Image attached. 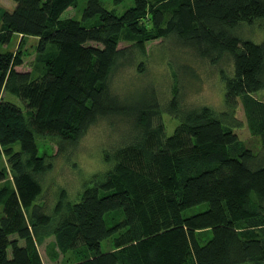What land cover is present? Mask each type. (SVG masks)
I'll list each match as a JSON object with an SVG mask.
<instances>
[{
    "label": "trees",
    "instance_id": "1",
    "mask_svg": "<svg viewBox=\"0 0 264 264\" xmlns=\"http://www.w3.org/2000/svg\"><path fill=\"white\" fill-rule=\"evenodd\" d=\"M14 1L0 14V42L20 37L15 51H0V143L12 177L0 167V264H44L37 239L48 235L60 253L74 255L72 264H264V100L252 95L264 90V39L241 31L264 22V0H133L119 13L86 0L80 17L63 16L78 0ZM29 36L37 38L38 74L16 68ZM154 39L196 73L179 75L166 59L170 95L155 90L131 107L116 78ZM204 67L225 81L222 110L186 102ZM239 101L258 151L234 129ZM163 113L178 121L171 134ZM115 115L134 116L139 131L106 156L113 165L78 202H36L55 158L39 154L37 134L63 152ZM200 203L207 208L183 214ZM114 212L121 219L111 223ZM120 230L115 247L103 250Z\"/></svg>",
    "mask_w": 264,
    "mask_h": 264
},
{
    "label": "rangeland",
    "instance_id": "2",
    "mask_svg": "<svg viewBox=\"0 0 264 264\" xmlns=\"http://www.w3.org/2000/svg\"><path fill=\"white\" fill-rule=\"evenodd\" d=\"M102 2L106 8L115 9L118 13L123 12L128 6L133 4V0H125L120 4H115L113 0H102ZM78 4L79 6L76 8L70 7L67 9L63 13V16L80 17L86 0H78ZM15 5L14 0H0V14L4 10L14 8ZM147 27L148 29H152L148 21ZM241 31L244 37L260 42L264 39V22H255L248 26L244 25ZM36 40V37L29 36L24 41L22 47L20 45L21 50L24 52V61L23 64L16 66L18 70L32 71L35 74L41 73L42 69L37 65L36 60ZM19 41L20 37L14 34L9 42L5 44L0 42V51H15ZM161 41V39L147 41L144 51H140L139 57L135 59L132 65L126 68L129 73H123L122 77L119 74L116 78L120 80L118 88L121 90V93L127 96L126 103L131 107L143 105L151 100L155 96V90H158L165 97H168V94L170 95L171 85L167 79H170L171 69L168 67L166 59L172 61L173 67L177 66L179 75L196 73L197 69H194L188 64L192 69L187 70L183 67L182 60L177 59L173 55V53H178L176 48L167 42L162 43ZM159 46L162 48H159ZM224 64L228 68L226 60ZM200 73L202 77L199 79L200 82L198 84L195 82L193 87L186 88L187 92L189 91L188 93L186 92L188 95V101L186 102L191 104V101H197L196 103L199 104H210L217 110L224 109V79L220 78L219 73L214 68H201ZM252 95L260 100H264V90L253 92ZM180 102L183 104L181 98ZM235 114L238 122L241 123V126L234 127L239 138L245 146L250 147L254 151H258L260 138L249 127L241 101L238 103ZM163 117L167 124V133H173L178 121L167 113H163ZM138 131L139 129L135 127L134 116L115 115L101 118L89 127L80 143L75 145L64 144L65 149L63 152H59L58 145L52 138H43L37 134L36 141L39 154L46 153L48 155H54L55 158L53 166L44 173L41 179V185L44 190L42 198H38L36 202L44 199L50 205H54L60 196L66 198V201L78 202L82 198L85 188L92 183L90 180L96 175L101 177L113 165L114 160L106 156L110 155L111 157V151L113 149L134 139ZM14 148L19 149L20 143H15ZM0 167L8 168V179L11 180L7 149L1 143ZM207 206V203H200L185 209L183 214L189 216L205 210ZM120 219L121 215L118 212L108 215V220L111 223ZM121 233H123V230L103 240L101 243L102 249L105 251L113 249L115 247V240ZM37 246L44 264H72L75 260L71 252L63 254L57 250L54 246L53 235L37 239Z\"/></svg>",
    "mask_w": 264,
    "mask_h": 264
}]
</instances>
